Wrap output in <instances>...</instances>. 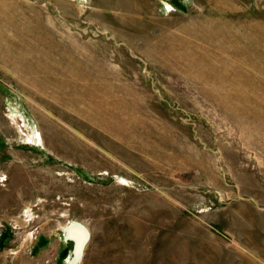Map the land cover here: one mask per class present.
<instances>
[{
  "label": "rangeland",
  "instance_id": "1",
  "mask_svg": "<svg viewBox=\"0 0 264 264\" xmlns=\"http://www.w3.org/2000/svg\"><path fill=\"white\" fill-rule=\"evenodd\" d=\"M264 264V0H0V264Z\"/></svg>",
  "mask_w": 264,
  "mask_h": 264
},
{
  "label": "bare ground",
  "instance_id": "2",
  "mask_svg": "<svg viewBox=\"0 0 264 264\" xmlns=\"http://www.w3.org/2000/svg\"><path fill=\"white\" fill-rule=\"evenodd\" d=\"M63 231L66 232V237H67L65 242L70 243L69 240L72 239L78 244V247L80 244H84V243H86L87 245L90 240V233L88 229L79 222H75V221L70 222L67 226L63 228ZM86 245L84 247L83 252L75 251L67 259L68 264H79L82 261Z\"/></svg>",
  "mask_w": 264,
  "mask_h": 264
},
{
  "label": "water",
  "instance_id": "3",
  "mask_svg": "<svg viewBox=\"0 0 264 264\" xmlns=\"http://www.w3.org/2000/svg\"><path fill=\"white\" fill-rule=\"evenodd\" d=\"M63 238H64V241H66V232L65 231H63ZM69 242L72 244V247H73V249H72V252H71V255L75 252V251H80V252H83V250H84V247H85V245H86V243H84V244H80L79 245V247H78V244L74 241V240H69ZM66 264H68V262L66 261Z\"/></svg>",
  "mask_w": 264,
  "mask_h": 264
}]
</instances>
